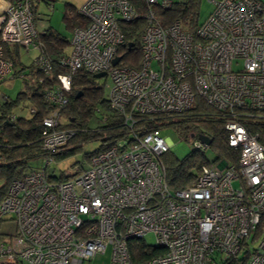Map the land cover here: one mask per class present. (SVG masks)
Masks as SVG:
<instances>
[{
	"label": "built area",
	"instance_id": "1",
	"mask_svg": "<svg viewBox=\"0 0 264 264\" xmlns=\"http://www.w3.org/2000/svg\"><path fill=\"white\" fill-rule=\"evenodd\" d=\"M43 1L0 0V82L12 76L2 43L36 49L35 8ZM174 2L86 0L77 8L83 20L71 32L60 90L48 93L56 106L42 120L41 149L57 152L73 136L60 127L58 106L67 102L73 74L84 70L110 78L108 104L128 128L138 115L183 114L199 101L220 112L235 161L216 158L172 190L163 162L170 145L152 129L94 154L67 180L30 171L9 184L0 203V220L12 215L16 223L15 233L0 240V264H89L108 245L110 264H222L242 252L244 264H264V145L243 123L256 113L264 120V5L218 0L186 31L180 19L163 24L157 15ZM140 21L139 58L125 64L132 45L122 26ZM33 63L50 71L43 55ZM193 137L192 147L205 153L209 144ZM132 240L161 252L136 261Z\"/></svg>",
	"mask_w": 264,
	"mask_h": 264
},
{
	"label": "trees",
	"instance_id": "2",
	"mask_svg": "<svg viewBox=\"0 0 264 264\" xmlns=\"http://www.w3.org/2000/svg\"><path fill=\"white\" fill-rule=\"evenodd\" d=\"M196 5L194 0L174 2L169 9L157 10V15L163 24L180 19L184 25H187L189 22H195ZM82 20L81 15L77 13V8L67 4L63 15L66 27L72 32V29L81 24ZM139 23L141 21L122 26L125 41L132 43V48L124 55L125 64L135 63L139 58L142 30ZM67 43L68 40L51 27L38 31L36 49L37 53L43 55L48 61L50 66L48 73L42 72L39 65H35L33 61L28 66L23 65L19 56L20 47L17 44L2 43L3 57L11 62V78H22L23 88L15 98L5 95L0 100V203L7 193L9 184L28 174L23 172V168L29 159L45 154L64 157L73 150V148L67 149V146L78 136L80 139L81 137L99 138L102 145L95 151L94 154H96L118 140L131 139L132 133L141 135L149 130L170 125L185 137H191L192 134L208 136L209 146L216 152L217 158L235 161L236 153L228 146L224 130L227 118L220 112L199 101L183 114L138 115L133 127L128 128L124 126L121 114L110 108L108 99L104 98L102 87L95 83L93 74L84 70H77L73 74L71 90L66 95L67 102L58 106V116L66 114L68 118L66 124H61L59 119L60 127L71 128L74 134L63 149L45 153L41 149L42 120L56 106L49 100L48 93L53 91L58 93L57 90H60L57 75L65 72L66 69L61 63L68 53L65 51ZM21 105L25 107L27 116L14 112L15 107H21ZM96 112L99 113L102 124L94 131L85 132L86 118ZM243 123L251 133L258 135L259 142L264 145V120L259 117V114L246 117ZM163 158L167 183L172 190L189 185L202 166L209 163L204 153L194 147H192V153L178 164L165 155ZM69 178L71 177L62 174L58 178L53 177L48 180L60 182ZM8 219L14 220V216L7 215L1 218L0 223ZM130 251L136 261L146 260L161 252L159 248H151L140 240L130 242ZM245 260L246 254L242 252L240 255L225 259L222 264H244Z\"/></svg>",
	"mask_w": 264,
	"mask_h": 264
},
{
	"label": "rangeland",
	"instance_id": "3",
	"mask_svg": "<svg viewBox=\"0 0 264 264\" xmlns=\"http://www.w3.org/2000/svg\"><path fill=\"white\" fill-rule=\"evenodd\" d=\"M86 0H48L47 2H38L36 4L35 10V25L36 29L41 32L42 30L51 27L56 32L63 35L68 43L65 46V51L69 52L71 29L67 28L64 21L63 15L66 9V5L69 4L75 8H80L81 5ZM175 2H185L187 0H174ZM218 0H194L197 3V16L195 22L188 23L185 28L186 31H192L195 23L201 24L212 12L215 6V2ZM264 5V0H258ZM53 4L51 6L50 4ZM37 55V49L30 46L27 49L20 48L19 56L20 61L23 65L28 66L32 63L33 59ZM97 85L102 87L104 98H108L109 89L111 86V80L108 76L94 78ZM23 88L22 78H10V76L0 83V100L3 96H8L10 98H15L17 93ZM14 112L19 115L27 116L28 113L25 107H15ZM84 123V131L91 132L100 126L101 120L99 113H93L86 118ZM61 124H66L68 118L66 114L60 115ZM160 134L168 140L170 145L169 151L165 156L172 160L175 164L184 160L187 156L192 153V141L195 137H185L183 134L177 132L172 126L166 125L159 128ZM102 143L99 138H84L79 136L71 141L67 146V149L73 148V150L65 155L64 157H59L55 155L45 154L38 157H34L28 160L23 168L24 173H29L33 170H43L47 174L48 178L60 177L62 174L72 177L82 170L89 167L91 157L94 155L95 151L100 149ZM66 146V145H65ZM62 147L61 149H63ZM204 156L209 163L217 164V154L210 148L206 149ZM164 162V158H163ZM232 185L237 188L240 187L238 180H233ZM16 230V224L13 219H8L0 223V239H4L6 234H13ZM145 240L149 244L154 243V237L152 234H147ZM258 244L257 238L254 240H249L250 247H254ZM111 258V246L108 245L103 253H96L94 257L90 260L89 264H110ZM26 264V263H24Z\"/></svg>",
	"mask_w": 264,
	"mask_h": 264
},
{
	"label": "water",
	"instance_id": "4",
	"mask_svg": "<svg viewBox=\"0 0 264 264\" xmlns=\"http://www.w3.org/2000/svg\"><path fill=\"white\" fill-rule=\"evenodd\" d=\"M128 45H129V47H130V46L132 45V43H131V44L129 43ZM119 60H120V57H116V58L113 60V64H116ZM104 76H105V73H104V72H100V73L93 74V77H94V78H100V77H104ZM193 136H194V134L191 135V137H193ZM196 137H197L199 140H201V141H203V142H205V143H207V144H209V142H210L208 136H206V135H204V134H196ZM221 164H223V163H221Z\"/></svg>",
	"mask_w": 264,
	"mask_h": 264
},
{
	"label": "crops",
	"instance_id": "5",
	"mask_svg": "<svg viewBox=\"0 0 264 264\" xmlns=\"http://www.w3.org/2000/svg\"><path fill=\"white\" fill-rule=\"evenodd\" d=\"M21 48V47H20Z\"/></svg>",
	"mask_w": 264,
	"mask_h": 264
}]
</instances>
